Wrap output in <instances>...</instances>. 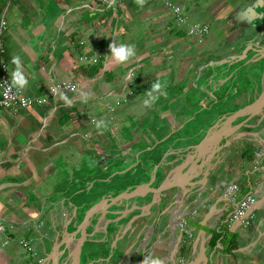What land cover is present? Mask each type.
I'll return each instance as SVG.
<instances>
[{"label": "crops", "instance_id": "obj_1", "mask_svg": "<svg viewBox=\"0 0 264 264\" xmlns=\"http://www.w3.org/2000/svg\"><path fill=\"white\" fill-rule=\"evenodd\" d=\"M170 1L185 21L162 0H0V65L12 81L19 56L22 91L47 98L0 111V264L69 263L79 239V264H264V0H242L243 26L231 0ZM246 195L248 226L230 219Z\"/></svg>", "mask_w": 264, "mask_h": 264}, {"label": "built area", "instance_id": "obj_2", "mask_svg": "<svg viewBox=\"0 0 264 264\" xmlns=\"http://www.w3.org/2000/svg\"><path fill=\"white\" fill-rule=\"evenodd\" d=\"M101 4H108L109 0H98ZM163 4L171 9V11L176 14L177 21L183 22L186 19V16L182 14L181 7L170 0H162ZM179 9V11H177ZM5 27V23L2 22L1 29ZM194 29L200 34L203 35L208 33L209 28L207 25L193 24ZM0 29V30H1ZM80 60L87 61L89 63H97L98 58H88L86 56H80ZM77 89V84L72 82H61L59 84H50L48 87L49 92L54 93L57 90L63 91H75ZM47 98L45 96H28L24 94L22 90H18L16 87L12 86L11 80L8 77L7 66L5 63L0 65V111L7 110L12 113H18L22 109L28 107L45 103ZM239 191L238 184L235 182H230L225 187V194L230 200H235L237 192ZM254 201L252 196L246 195L241 198L234 211L230 215L231 220H242L244 226L250 225L251 221L245 219L244 216L247 212L248 207ZM179 228L182 232H185L191 235L187 229V222L183 218L178 222ZM7 230V225L0 220V232H5ZM20 244L28 251L31 252V247L27 242L22 240ZM182 262V260H181Z\"/></svg>", "mask_w": 264, "mask_h": 264}, {"label": "clouds", "instance_id": "obj_3", "mask_svg": "<svg viewBox=\"0 0 264 264\" xmlns=\"http://www.w3.org/2000/svg\"><path fill=\"white\" fill-rule=\"evenodd\" d=\"M138 6L143 7L146 0H135ZM179 11V9H177ZM191 34V33H190ZM110 53L114 61L119 64H126L133 60L136 56V46L134 44L120 43L117 44L113 41L110 45ZM12 63L16 65L15 70L11 73L12 86L18 90L25 89L28 85V79L23 72L22 61L19 56H13ZM167 81H161L159 78L151 84L150 90L147 91L146 98L143 100L145 108H152L160 97L167 96ZM90 98L89 94H83V102H87ZM95 127L103 134V131L107 130L108 122L104 119L92 120ZM141 264H165V261L160 257H146Z\"/></svg>", "mask_w": 264, "mask_h": 264}, {"label": "water", "instance_id": "obj_4", "mask_svg": "<svg viewBox=\"0 0 264 264\" xmlns=\"http://www.w3.org/2000/svg\"><path fill=\"white\" fill-rule=\"evenodd\" d=\"M234 5L232 6L235 12H233L235 23H239L240 25H244L245 20L249 17L248 16V10H255L256 4L253 2L250 3H244L242 0H231L230 1ZM171 10V9H170ZM229 16H227V19ZM83 240H75L74 245L68 246L69 254L71 255V261L69 263L65 262L64 264H79L80 263V251H81V245ZM67 247V246H66ZM53 260L55 261V255H53Z\"/></svg>", "mask_w": 264, "mask_h": 264}]
</instances>
